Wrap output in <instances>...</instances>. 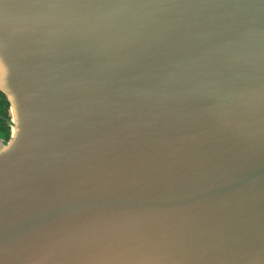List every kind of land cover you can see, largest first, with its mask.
I'll return each instance as SVG.
<instances>
[{
    "label": "water",
    "instance_id": "obj_1",
    "mask_svg": "<svg viewBox=\"0 0 264 264\" xmlns=\"http://www.w3.org/2000/svg\"><path fill=\"white\" fill-rule=\"evenodd\" d=\"M0 264H264V0H0Z\"/></svg>",
    "mask_w": 264,
    "mask_h": 264
},
{
    "label": "flooded vegetation",
    "instance_id": "obj_2",
    "mask_svg": "<svg viewBox=\"0 0 264 264\" xmlns=\"http://www.w3.org/2000/svg\"><path fill=\"white\" fill-rule=\"evenodd\" d=\"M9 119V107L4 102L2 96H0V130L5 132L7 135L10 133V126L7 122Z\"/></svg>",
    "mask_w": 264,
    "mask_h": 264
}]
</instances>
